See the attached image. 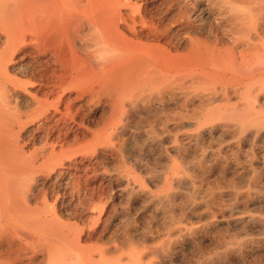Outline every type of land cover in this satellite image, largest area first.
I'll list each match as a JSON object with an SVG mask.
<instances>
[{"label":"bare ground","instance_id":"6f19581e","mask_svg":"<svg viewBox=\"0 0 264 264\" xmlns=\"http://www.w3.org/2000/svg\"><path fill=\"white\" fill-rule=\"evenodd\" d=\"M0 264H264V0H0Z\"/></svg>","mask_w":264,"mask_h":264},{"label":"rangeland","instance_id":"374dc122","mask_svg":"<svg viewBox=\"0 0 264 264\" xmlns=\"http://www.w3.org/2000/svg\"><path fill=\"white\" fill-rule=\"evenodd\" d=\"M196 183H197V182H196ZM197 195L199 196V198H198V196H197V199L200 200L201 195H200L199 193H197Z\"/></svg>","mask_w":264,"mask_h":264}]
</instances>
